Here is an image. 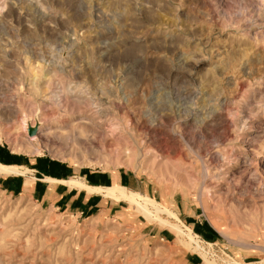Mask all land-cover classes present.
I'll list each match as a JSON object with an SVG mask.
<instances>
[{
    "label": "rangeland",
    "instance_id": "374dc122",
    "mask_svg": "<svg viewBox=\"0 0 264 264\" xmlns=\"http://www.w3.org/2000/svg\"><path fill=\"white\" fill-rule=\"evenodd\" d=\"M0 158V264H264V0H1Z\"/></svg>",
    "mask_w": 264,
    "mask_h": 264
},
{
    "label": "bare ground",
    "instance_id": "6f19581e",
    "mask_svg": "<svg viewBox=\"0 0 264 264\" xmlns=\"http://www.w3.org/2000/svg\"><path fill=\"white\" fill-rule=\"evenodd\" d=\"M2 6H1V8H2ZM26 171H27L26 168H20V167L14 166V165H6V164L0 163V176H6V175H10V174H13V175L18 174L19 175V174H24ZM44 180L47 182H50V183L56 181V180L49 178V177H45ZM61 182L65 183L69 186H73V187L75 186L78 189H85V190H87L88 193L102 192L105 196H109V197L115 198V199L125 200L130 205H132L135 209L139 210L144 217L150 218V219L156 221L162 227H170L174 231L178 232L179 234L180 233L184 234L190 241L196 243V241H194V236L191 234V231L184 232V231H182V229L177 224L172 223L169 220L161 217L159 215L160 212L166 211V208L159 205L155 200L151 199L150 197H148L144 193L129 189V188L121 186L117 183H114L112 186H107V187L92 186V185L86 184L84 181H82L80 179L73 178V177H70L68 179H62ZM24 191L26 193L28 190L25 189ZM195 248L201 249V246L198 243H196ZM200 253H202V252H200ZM203 262H204V264H214L212 261H209L204 256H203ZM236 264H253V263H245V262L241 263L240 262V263H236Z\"/></svg>",
    "mask_w": 264,
    "mask_h": 264
},
{
    "label": "crops",
    "instance_id": "0c3cea01",
    "mask_svg": "<svg viewBox=\"0 0 264 264\" xmlns=\"http://www.w3.org/2000/svg\"><path fill=\"white\" fill-rule=\"evenodd\" d=\"M20 168H22V167H20ZM30 170H32V169H30ZM27 171H28V169H27ZM98 174H103V173H98ZM10 175H13V174H10ZM19 175H22V174H19ZM6 176H9V175H6ZM53 176H54L53 178L51 176H49V177L56 180L53 183H57V184H48L47 186H43L42 184H39L37 187L33 188L34 194L39 195V196L41 195L42 201L53 200L54 203H58L61 206H65V207L67 206L68 209L76 208V209H81V210L89 209V208H91V206H99L100 205L101 200L98 202L92 196H90V195H95L96 193H99V192L88 193L87 190H85V189H78L75 186L74 187L69 186V185L61 182L62 179H60V177L58 175H56V176L53 175ZM46 177H48V176H46ZM103 179H104L103 180L104 182H108L111 178H110V176L103 174ZM115 180L116 179H114V183H117ZM41 181H45V180L41 179ZM117 181L118 182L121 181L120 175L117 176ZM23 184H24V188H25V184H28V183H26V181H25V183L23 182ZM58 184L59 185L61 184L63 186H57ZM117 184H119V183H117ZM54 185H56V186H54ZM112 185H110V186H112ZM119 185H121V184H119ZM121 186H123V185H121ZM100 187H103V186H100ZM74 189H77V190H74ZM82 191H85L87 194L82 193ZM98 195H100V194H98ZM103 196H104V198L108 197V196H105L104 194H103ZM108 199H110V197ZM114 200L123 201L121 199H114ZM118 201H116V202H118ZM113 205H112V207H113ZM110 209H111V207H110Z\"/></svg>",
    "mask_w": 264,
    "mask_h": 264
},
{
    "label": "trees",
    "instance_id": "16d2710c",
    "mask_svg": "<svg viewBox=\"0 0 264 264\" xmlns=\"http://www.w3.org/2000/svg\"><path fill=\"white\" fill-rule=\"evenodd\" d=\"M0 160L2 161V159L0 158Z\"/></svg>",
    "mask_w": 264,
    "mask_h": 264
}]
</instances>
